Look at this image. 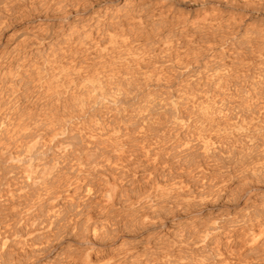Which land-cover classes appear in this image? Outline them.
I'll use <instances>...</instances> for the list:
<instances>
[{"label": "bare ground", "instance_id": "6f19581e", "mask_svg": "<svg viewBox=\"0 0 264 264\" xmlns=\"http://www.w3.org/2000/svg\"><path fill=\"white\" fill-rule=\"evenodd\" d=\"M258 139L264 0H0V264H264L263 227L168 232ZM138 193L173 221L120 241L106 200Z\"/></svg>", "mask_w": 264, "mask_h": 264}, {"label": "rangeland", "instance_id": "374dc122", "mask_svg": "<svg viewBox=\"0 0 264 264\" xmlns=\"http://www.w3.org/2000/svg\"><path fill=\"white\" fill-rule=\"evenodd\" d=\"M12 29H15V28H12ZM5 33H9L8 31H6ZM3 36V35H2ZM148 51H150V50H148ZM262 141V142H261ZM259 142V143H258ZM261 142V143H260ZM264 141L261 139H258L257 140V144L256 143H254V144H249V145H246V148H247V150L248 151H246V150H241V149H244V147H245V145L244 146H242V145H240V144H238V145H240V146H242L241 148H240V146H236L237 148H236V151H234L235 150V147L234 148H232L233 150H231V149H229L231 152V154L229 153L228 154V152H229V150H228V152H227V155H226V159H224L225 157H220V159H218V161L216 162L218 165H219V167H216V166H218V165H214L213 166V168H211V170H206L207 172L206 173H208L207 175H210V176H208V178H207V180L205 181V183L206 184H209V186L211 187V185H213L211 188H210V190H212L211 192H210V190H208L209 189V186L208 185H205V188H197L196 190H197V193H203V191H204V196L206 197V196H208V197H204V201H202L204 204L203 205H201L200 206V204H199V201H198V198H192V197H190V196H192L191 194L193 193V189L195 190V187L194 186H191V188H193L192 190H189V186H185L184 187V189L186 190V192H187V194H188V196L186 197V198H184V200L185 201H188L189 203H190V205H185V201H184V208H181V207H178L179 209H177L176 208V213L177 214H179V215H175V217H179V222H180V229L179 228H175L174 230H173V227H171V228H169L168 230V232H170V233H172L173 231H175V232H179V233H187L188 231H192V232H190V233H187L186 235H192V233H194L195 231L197 232H195L196 234H202V233H200L199 232V230H201L202 229V231L201 232H204L205 230H206V232L207 231H209V235H211V236H218V235H220L221 233H219L220 231H222V229H220L219 228V230H216V231H219V232H216V231H212V229L214 228V227H216L217 225L218 226H220L223 222H225L226 220H239V222H240V224H243V225H247V227H250L251 226V228H254V229H262V227L264 228V225H263V222H264V216H261V215H264V213H262V212H264V186H263V184H264V177L262 178V176L264 175ZM251 149H250V148ZM258 148V149H257ZM253 149V150H252ZM242 151V153L243 152H245L244 154H243V156H242V153H240L241 151ZM249 150H252L251 151V153H254V154H251L250 153V151ZM234 151V152H233ZM240 151V152H239ZM237 152H239V154L237 153ZM248 154H247V153ZM236 153V154H235ZM251 155H250V154ZM258 154V155H257ZM230 156V157H227V156ZM232 155H234V156H232ZM236 155V156H235ZM238 155H240V156H238ZM244 155H246V156H244ZM248 155H249V158H248ZM254 155V156H253ZM258 157H257V156ZM232 156V157H231ZM235 159H234V158ZM237 157H238V160L236 161V159H237ZM239 157H241V158H239ZM251 157V158H250ZM231 158V159H230ZM233 158V159H232ZM253 158H255V159H253ZM240 159V160H239ZM245 159V160H244ZM253 159V160H252ZM257 159H258V164H257ZM260 159V160H259ZM263 159V160H262ZM221 162H220V161ZM223 160V161H222ZM225 160H227V161H225ZM224 161L227 163H224ZM236 161V162H235ZM245 161V162H244ZM247 161V162H246ZM256 161V162H255ZM262 161V162H261ZM230 162V163H229ZM245 164H244V163ZM254 162V163H253ZM261 162V163H260ZM221 163V164H220ZM228 163H229V165H228ZM233 163H236V164H238V165H234ZM248 163V164H247ZM255 164V165H253V164ZM225 166H227V167H225ZM242 164V165H241ZM223 165V166H222ZM242 166V167H241ZM254 166V167H253ZM262 167V169H260L259 167ZM231 167V168H230ZM234 167V168H233ZM252 167V170H254V171H252L250 168ZM218 168V169H217ZM223 168V169H222ZM225 168V169H224ZM239 168H242V169H239ZM244 168V169H243ZM258 169L257 170V172H259V173H257L255 170L256 169ZM196 169V168H195ZM217 171H216V170ZM240 170V171H238V170ZM250 171H249V170ZM225 170V171H224ZM234 170H236V171H234ZM233 171V172H232ZM245 171V172H244ZM253 172V174H252V172ZM212 172V173H211ZM213 172L214 173H216V174H213ZM238 172V173H237ZM246 172H247V174H246ZM251 172V173H250ZM254 172H256V174L254 173ZM263 172V173H262ZM210 173V174H209ZM224 173V174H223ZM230 173H232V174H230ZM239 173H241V174H239ZM261 173V174H260ZM194 174H197L196 173V171H195V173ZM235 174V175H234ZM216 175V176H215ZM234 175V176H233ZM253 175V176H252ZM255 175H258V176H255ZM260 175V176H259ZM213 177L214 179H211L210 177ZM251 178H250V177ZM215 177H216V179H215ZM228 177V178H227ZM231 177V178H230ZM245 177H247V178H245ZM225 178V180L224 181H226V182H224V181H222L223 179ZM233 178V179H232ZM237 180H236V179ZM239 178H240V180H239ZM263 180H262V179ZM208 179H210V180H214L213 182L211 181V182H209V180ZM228 179V180H227ZM250 179V180H249ZM256 179H258V181L256 182ZM242 180V181H241ZM220 182V184L219 183H216V182ZM246 181H248V182H246ZM252 181V182H251ZM260 181H261V183H260ZM231 182V183H230ZM255 182V183H254ZM243 183V184H242ZM245 183V184H244ZM251 183H254V184H251ZM216 184H218L217 185V187L219 188V186L220 187H222L223 188V192H222V195L220 194L219 195V197H216L215 199L214 198H212L213 196H212V193H213V188H214V191H216ZM239 184V185H238ZM258 184V185H257ZM245 185H247V186H249L248 188L250 189V198L249 199H247V201L245 200V198H243L241 195H239L240 193H241V191H242V189H244L243 187H247V186H245ZM253 185V186H252ZM243 186V187H242ZM207 187H208V189H207ZM216 188V189H215ZM230 188V189H229ZM190 192H192V193H190ZM195 190V191H196ZM226 190V191H225ZM235 190H237V191H235ZM199 191V192H198ZM202 191V192H201ZM225 191V192H224ZM232 192V193H231ZM234 192V193H233ZM237 192H240V193H238L237 194ZM260 192H261V194H260ZM141 193V192H140ZM140 193H138V194H136V195H138L137 197L139 198V199H136L137 197H136V195L135 196H132V197H128V200L126 201L125 200V197H123V198H120L119 197V195H117V194H114L113 195V197L111 198V199H109V200H106V201H108L109 202V204L111 203V204H115L114 205V207H115V209H116V211L118 212L117 214L119 215V216H121V215H123V216H121V217H123V218H121V219H119V220H117L116 221V223L114 222L113 224L112 223H108V224H106L105 226H106V229H108L109 231L110 230H112V231H108L109 233H111V234H113V235H111L112 237H114L116 234V239H120V241L123 239V240H126V241H134V239L135 240H137V238H139V239H144V240H146L145 238H148V237H151V236H154L155 234H157V233H159L158 231L161 229L160 228V225H161V223L164 221V222H168V223H171V221H173V220H171L173 217H172V215H167L166 214V210L165 209H167L168 207H169V205L167 204V201H164V200H160V201H153L152 202V204H150L151 203V201L150 202H148L149 201V199L147 198L146 199V197L144 198L142 195L143 194H141V196H140ZM210 193V194H209ZM231 193V194H230ZM236 193V194H235ZM259 193V194H258ZM235 196H234V195ZM227 195V196H226ZM229 195V196H228ZM236 195H239L238 197L236 196ZM142 197V198H140V197ZM233 196V197H232ZM116 197H118V198H116ZM223 197V198H222ZM227 197V198H226ZM236 198V201H235V198ZM251 197H253V198H255V199H253V198H251ZM263 197V198H262ZM127 198V197H126ZM189 198H190V200H189ZM218 198V199H217ZM232 198V199H231ZM238 198V199H237ZM257 198V199H256ZM98 199H101V201H102V199H103V201H104V199H106V198H104V197H101V196H99V198ZM134 199L137 201H134ZM146 199V200H145ZM193 199V200H192ZM227 199V200H226ZM229 199V200H228ZM253 199V200H252ZM115 200H118V202L117 201H115ZM124 200V203L122 202V201ZM145 200V201H144ZM256 202H255V201ZM262 200V201H261ZM113 201H115L114 203H113ZM126 201V202H125ZM129 201V202H128ZM252 201V202H251ZM134 202V203H133ZM147 202V203H146ZM156 202V203H155ZM212 202V203H211ZM223 202H224V204H223ZM228 202V203H227ZM263 204H262V203ZM123 203V204H122ZM129 203V204H128ZM158 203V204H157ZM207 203V204H206ZM216 203V204H215ZM226 203V204H225ZM261 203V204H260ZM133 204V205H132ZM149 204V205H148ZM247 204V205H246ZM251 204V205H250ZM253 204V205H252ZM257 204V205H256ZM125 205H127V207L125 206ZM131 205V206H130ZM151 205V206H150ZM152 205H155V206H153V207H156V208H153L152 207ZM165 205V206H164ZM198 205V206H197ZM259 205H262V206H259ZM128 206H130V207H128ZM138 206V207H137ZM158 206V207H157ZM195 208H194V207ZM200 206V207H199ZM203 206V207H202ZM245 206H246V208L248 207L249 208V210L248 209H243V208H245ZM252 208H251V207ZM132 207V208H131ZM149 209H148V208ZM193 207V208H192ZM118 208V209H117ZM158 208V209H157ZM189 208V209H188ZM192 210H191V209ZM200 208H202V209H200ZM256 208V209H255ZM145 209V210H144ZM156 209V210H155ZM197 209H199V211H196ZM224 209V210H223ZM131 210V211H130ZM139 210V211H138ZM143 210V211H142ZM147 210V211H146ZM182 210V211H181ZM210 210V211H209ZM257 210V212H255ZM127 211V212H126ZM142 211V212H141ZM155 211H157V212H155ZM179 211V212H178ZM241 213H240V212ZM244 211H247V212H245L244 213ZM252 211V212H251ZM141 212V213H145L144 215L143 214H139V213ZM155 212V213H154ZM165 212V213H164ZM180 212L182 213V214H180ZM221 212V213H220ZM260 212V213H259ZM128 213V214H127ZM136 213V214H135ZM161 213V214H160ZM205 213V214H204ZM231 213V214H230ZM234 213V214H233ZM254 213V214H253ZM256 213V214H255ZM121 214V215H120ZM133 214V215H132ZM147 214H149V215H147ZM223 216H222V215ZM228 214V215H227ZM252 214H253V216H252ZM116 215V214H115ZM132 215V216H131ZM138 215V216H137ZM140 215V216H139ZM143 217H142V216ZM218 215H220V216H218ZM137 216V217H136ZM148 216V217H147ZM171 216V217H170ZM258 216V217H257ZM125 217V218H124ZM136 217V218H135ZM142 217V218H141ZM146 217V219H144ZM150 217H152V218H150ZM156 217V218H155ZM202 217V218H201ZM236 217V218H235ZM246 219H244V218ZM262 218V219H260V218ZM129 218V219H128ZM158 218V219H157ZM163 218V219H162ZM189 218V219H188ZM204 218H206V219H204ZM212 220H211V219ZM220 218H221V220H220ZM227 218V219H226ZM230 218V219H229ZM240 218V219H239ZM127 221V222H125V220ZM170 219V220H169ZM225 219V220H224ZM256 219V220H255ZM124 220V221H123ZM132 220V221H131ZM139 220V221H138ZM163 220V221H162ZM213 220H214V222H213ZM218 220V221H217ZM224 220V221H223ZM243 220H244V223H243ZM138 221V222H137ZM150 221V222H149ZM152 221V222H151ZM158 221H160V222H158ZM162 221V222H161ZM181 221H182V223H181ZM206 221V222H205ZM208 221H209V223H208ZM223 221V222H222ZM247 221H249V222H247ZM121 222V223H120ZM122 222H124V223H122ZM131 222V223H130ZM137 222V223H136ZM200 222V223H199ZM251 222V223H250ZM151 223V224H150ZM197 223H199L198 225H196ZM216 223H218V224H216ZM220 223V224H219ZM110 224V225H109ZM115 224V225H114ZM122 224H124V225H122ZM196 226H195V225ZM211 224V225H210ZM250 224H252V225H250ZM260 224V225H259ZM109 227H108V226ZM112 225V226H111ZM118 225V226H117ZM135 225V226H134ZM138 225V226H137ZM145 225H147V226H145ZM194 225V226H193ZM205 225V226H204ZM223 225V224H222ZM250 225V226H249ZM116 226V227H115ZM128 226V227H127ZM193 226V227H192ZM201 226V229H199V227ZM207 226H209L210 228H208V230H207ZM114 227L116 228V229H114ZM119 227H121L120 229H119ZM195 227V228H194ZM198 227V228H197ZM213 227V228H212ZM225 228L227 227V224L224 226ZM223 227V228H224ZM139 228V229H138ZM185 230H184V229ZM189 228V229H188ZM195 230H194V229ZM127 229V230H126ZM140 229H142V230H140ZM157 231H156V230ZM205 229V230H204ZM171 230V231H170ZM181 230V231H180ZM187 230V231H186ZM194 230V231H193ZM204 230V231H203ZM117 231V232H116ZM121 232V234H120V232ZM138 231V232H137ZM153 231H155L154 233H153ZM184 231V232H183ZM264 231V230H263ZM113 232V233H112ZM119 232V233H118ZM152 233V234H151ZM161 233V232H160ZM194 233V234H195ZM205 233V232H204ZM203 233V234H204ZM212 233V234H211ZM119 234V235H118ZM147 234V235H146ZM184 234V235H185ZM218 234V235H217ZM110 235V234H109ZM263 235H264V232H263ZM136 237V238H135ZM143 237V238H142ZM127 238V239H126ZM132 239V240H131ZM119 241V242H120ZM118 242V243H119Z\"/></svg>", "mask_w": 264, "mask_h": 264}]
</instances>
